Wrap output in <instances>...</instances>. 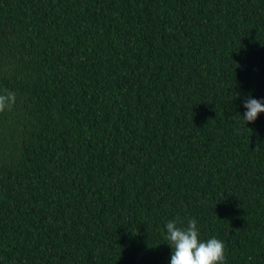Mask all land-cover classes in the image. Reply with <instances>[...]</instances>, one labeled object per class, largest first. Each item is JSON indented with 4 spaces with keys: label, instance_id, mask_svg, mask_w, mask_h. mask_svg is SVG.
Wrapping results in <instances>:
<instances>
[{
    "label": "trees",
    "instance_id": "16d2710c",
    "mask_svg": "<svg viewBox=\"0 0 264 264\" xmlns=\"http://www.w3.org/2000/svg\"><path fill=\"white\" fill-rule=\"evenodd\" d=\"M0 264H264V0H0Z\"/></svg>",
    "mask_w": 264,
    "mask_h": 264
}]
</instances>
